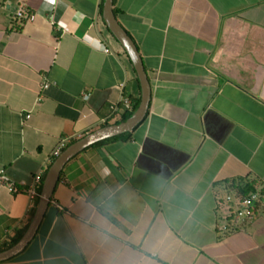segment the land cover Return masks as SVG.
Here are the masks:
<instances>
[{
  "label": "crops",
  "instance_id": "1",
  "mask_svg": "<svg viewBox=\"0 0 264 264\" xmlns=\"http://www.w3.org/2000/svg\"><path fill=\"white\" fill-rule=\"evenodd\" d=\"M103 3L0 0V169L20 187L63 138L120 123L141 97ZM113 8L148 75L146 117L66 164L35 237L0 264H264V0ZM251 182L254 218L224 230V198ZM36 201L0 186V252Z\"/></svg>",
  "mask_w": 264,
  "mask_h": 264
},
{
  "label": "water",
  "instance_id": "2",
  "mask_svg": "<svg viewBox=\"0 0 264 264\" xmlns=\"http://www.w3.org/2000/svg\"><path fill=\"white\" fill-rule=\"evenodd\" d=\"M113 6L114 0H104L103 18L109 30L123 46L134 65L141 87L140 104L133 115L126 121L103 126L85 134L82 138L68 145L61 155L52 162L46 172L38 205L30 225L15 245L0 252V262L9 260L20 254L33 240L51 202L56 185L60 180L61 173L71 159L85 149L101 141L134 130L146 117L151 99V86L148 75L145 71L143 60L136 43L119 23Z\"/></svg>",
  "mask_w": 264,
  "mask_h": 264
},
{
  "label": "built area",
  "instance_id": "3",
  "mask_svg": "<svg viewBox=\"0 0 264 264\" xmlns=\"http://www.w3.org/2000/svg\"><path fill=\"white\" fill-rule=\"evenodd\" d=\"M14 18L17 21H34L36 18V14L27 9L25 6H19L14 13ZM49 86L50 83L45 82L42 87L43 89H47ZM84 97L86 98L87 95H84ZM42 100L43 96L39 95L37 98V103L39 104ZM124 102L127 109L131 110V102L129 100H125ZM30 117L31 114H28L27 118ZM83 136V134H77L73 138H63L59 142L55 150L52 152L50 164H52V162L61 155V153L68 145L82 138ZM47 168L48 166L45 168V170L38 172L34 176L33 181L26 187L21 186L22 188L8 176L4 169H0V186H5L12 193H18L20 191L26 192L30 198V208H32L34 206V200L38 199L40 196L39 187L44 182ZM260 197V194L255 192L240 196L231 194L227 195L224 199L230 206V218L228 220V225L223 229L228 230L230 228H233L239 222L252 220L255 215L256 204L260 201Z\"/></svg>",
  "mask_w": 264,
  "mask_h": 264
},
{
  "label": "trees",
  "instance_id": "4",
  "mask_svg": "<svg viewBox=\"0 0 264 264\" xmlns=\"http://www.w3.org/2000/svg\"><path fill=\"white\" fill-rule=\"evenodd\" d=\"M140 100H141V97L138 98L136 104L133 106V108H131V110H126V111H125V113H124L123 116H122L121 122L126 121L128 118H130V117L133 115V113L136 111V109L138 108V106H139V104H140ZM107 125H108V124H106V126H107ZM129 133H130V132H126V133H124V134H121V135L115 136V137H113V138L106 139V140H104V141H101V142H99V143L93 145V146H96V145H98V144L104 143V142L109 141V140L125 139V136L128 135ZM93 146H91V147H93ZM50 165H51V164H50ZM50 165H49V166H50ZM49 166H48V168H49ZM48 168L46 169V172H47ZM42 185H43V184H42ZM42 185H40V187H39V191H40V193H41V190H42ZM254 186H255L254 182H251V183L245 184V185H243L242 187H239L240 193H241L242 195H248V194H250V193H252V192H255V187H254ZM38 201H39V198H38L37 201H36V206L38 205ZM26 230H27V227L21 232L19 238H18L17 240H15V241H14L9 247L15 245V244L20 240V238L23 236V234L25 233ZM6 249H7V248H6Z\"/></svg>",
  "mask_w": 264,
  "mask_h": 264
}]
</instances>
